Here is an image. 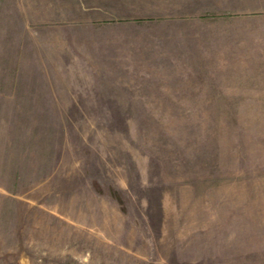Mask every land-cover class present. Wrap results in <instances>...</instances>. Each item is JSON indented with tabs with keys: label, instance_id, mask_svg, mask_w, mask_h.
<instances>
[{
	"label": "rangeland",
	"instance_id": "obj_1",
	"mask_svg": "<svg viewBox=\"0 0 264 264\" xmlns=\"http://www.w3.org/2000/svg\"><path fill=\"white\" fill-rule=\"evenodd\" d=\"M3 11L0 264H264L259 71L158 95L182 81L48 62L47 31Z\"/></svg>",
	"mask_w": 264,
	"mask_h": 264
},
{
	"label": "crops",
	"instance_id": "obj_2",
	"mask_svg": "<svg viewBox=\"0 0 264 264\" xmlns=\"http://www.w3.org/2000/svg\"><path fill=\"white\" fill-rule=\"evenodd\" d=\"M7 8L26 16L30 30L47 31L48 62L66 64L67 48H78L80 59L71 61L96 72L126 63L142 78L190 89L165 83L158 95L198 94L212 79L209 69L228 64H248L264 78V0H0V13Z\"/></svg>",
	"mask_w": 264,
	"mask_h": 264
}]
</instances>
